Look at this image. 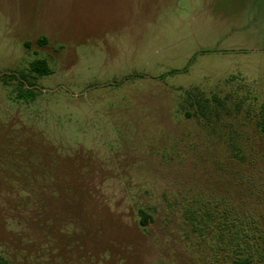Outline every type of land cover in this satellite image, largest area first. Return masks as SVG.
Segmentation results:
<instances>
[{
  "label": "rangeland",
  "instance_id": "rangeland-1",
  "mask_svg": "<svg viewBox=\"0 0 264 264\" xmlns=\"http://www.w3.org/2000/svg\"><path fill=\"white\" fill-rule=\"evenodd\" d=\"M262 252L264 0H0V262Z\"/></svg>",
  "mask_w": 264,
  "mask_h": 264
},
{
  "label": "trees",
  "instance_id": "trees-1",
  "mask_svg": "<svg viewBox=\"0 0 264 264\" xmlns=\"http://www.w3.org/2000/svg\"><path fill=\"white\" fill-rule=\"evenodd\" d=\"M39 42H45V38H40ZM30 69L38 75H47L50 73V68L44 59H34L29 63ZM141 216V224H146L148 215L145 211L139 210ZM257 260H254L249 254H241L232 260L231 264H264V252L259 253ZM0 264H5L0 262Z\"/></svg>",
  "mask_w": 264,
  "mask_h": 264
}]
</instances>
